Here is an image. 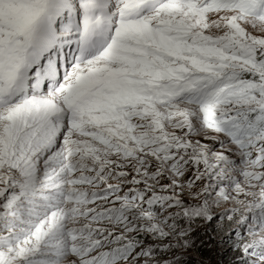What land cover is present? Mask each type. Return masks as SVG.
<instances>
[{
    "label": "snow or ice",
    "instance_id": "1",
    "mask_svg": "<svg viewBox=\"0 0 264 264\" xmlns=\"http://www.w3.org/2000/svg\"><path fill=\"white\" fill-rule=\"evenodd\" d=\"M0 264H264V0H0Z\"/></svg>",
    "mask_w": 264,
    "mask_h": 264
}]
</instances>
